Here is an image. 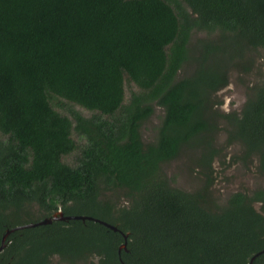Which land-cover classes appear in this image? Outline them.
Segmentation results:
<instances>
[{"label":"trees","instance_id":"obj_1","mask_svg":"<svg viewBox=\"0 0 264 264\" xmlns=\"http://www.w3.org/2000/svg\"><path fill=\"white\" fill-rule=\"evenodd\" d=\"M254 51L241 109L218 112L215 93ZM221 132L264 177V0H0V242L58 210L116 227L14 230L0 264H249L264 249V186L213 202ZM186 149L195 191L165 172Z\"/></svg>","mask_w":264,"mask_h":264},{"label":"rangeland","instance_id":"obj_2","mask_svg":"<svg viewBox=\"0 0 264 264\" xmlns=\"http://www.w3.org/2000/svg\"><path fill=\"white\" fill-rule=\"evenodd\" d=\"M196 36L205 37V34ZM261 52L251 53L252 67L248 73H242L239 70H234L230 73L228 85L218 90L215 95L216 99L221 101V105L217 110L220 113H237L246 98L247 86L254 84L258 76L257 67L260 66L262 58ZM131 85L125 83V93L128 95ZM83 115H90L91 112L75 106ZM163 115V110L155 107L154 113L149 120L142 126L143 140H151L157 124ZM76 139V137L74 136ZM216 146L219 148V154L211 164L212 168V185L209 186L208 192L216 205L224 204L226 198L235 191L251 192L257 187L264 186V177L257 173L256 161L248 160L243 162L241 159V147L238 144L226 146L225 133L221 132L216 141ZM194 150L186 149L184 155L168 162L165 166L166 174L173 179L174 183L186 191H195L199 189L203 183V178L200 174L201 168L196 164V160L192 157ZM76 151L65 158L66 161L72 162ZM35 208V207H34ZM34 210V209H33ZM36 216L38 213L36 211ZM53 264H63L56 262Z\"/></svg>","mask_w":264,"mask_h":264},{"label":"water","instance_id":"obj_3","mask_svg":"<svg viewBox=\"0 0 264 264\" xmlns=\"http://www.w3.org/2000/svg\"><path fill=\"white\" fill-rule=\"evenodd\" d=\"M71 219H80V220H86V219H89V220H95V221H98L100 222L101 224L113 229V230H116V227L111 225V224H108L107 222L105 221H102V220H99L97 218H92L90 216H84V215H63V213L58 210L56 211L55 213H53L50 217H45L37 222H31V223H27V224H23V225H18V226H15V227H12L10 229H7L6 233L2 236V239H1V242H0V251L4 248L5 246V238L6 236L14 231V230H18V229H22V228H28V227H33V226H37V225H42V224H49L51 223L53 220H71ZM126 245H127V241H126V235H124V242L122 244H120L119 246V249L118 251L120 252L121 249L123 250H126ZM264 252V249H262L261 251L255 253L251 259H250V263L249 264H252L254 258L259 255L260 253Z\"/></svg>","mask_w":264,"mask_h":264}]
</instances>
